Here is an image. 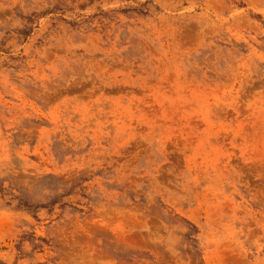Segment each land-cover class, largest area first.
Segmentation results:
<instances>
[{"label":"rangeland","instance_id":"obj_1","mask_svg":"<svg viewBox=\"0 0 264 264\" xmlns=\"http://www.w3.org/2000/svg\"><path fill=\"white\" fill-rule=\"evenodd\" d=\"M0 264H264V0H0Z\"/></svg>","mask_w":264,"mask_h":264}]
</instances>
